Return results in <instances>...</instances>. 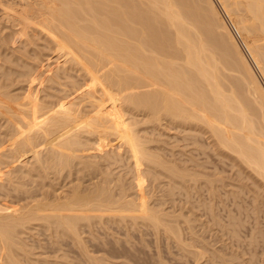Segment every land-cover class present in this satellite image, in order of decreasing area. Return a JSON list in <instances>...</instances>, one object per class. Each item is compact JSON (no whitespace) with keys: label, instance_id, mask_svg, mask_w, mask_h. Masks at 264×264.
Segmentation results:
<instances>
[{"label":"bare ground","instance_id":"bare-ground-1","mask_svg":"<svg viewBox=\"0 0 264 264\" xmlns=\"http://www.w3.org/2000/svg\"><path fill=\"white\" fill-rule=\"evenodd\" d=\"M1 1H6L10 14L0 17V125L2 122L6 123L0 127L8 125L9 127H5L6 133L10 132L13 136L9 134V138L13 139L5 143H10V154H6L7 149L2 150L4 148L0 141L1 158H6L3 154L12 155L7 156L11 159L22 156L26 151L28 154V150L35 146V137L36 140L41 137L46 138L59 153L58 156L53 151L61 165L69 168L71 159L77 154L74 146L81 142V136L101 134L108 137V140L109 136L117 137L118 141L137 154V160L146 159L155 166L172 171L169 172L171 178H175L172 173L183 174L175 172L178 171L175 166L167 165V162L150 151L139 137L138 131L114 121L115 117L111 120V115L107 113L108 118L94 117L73 112L74 110L64 106L44 104L38 98L35 100L33 97L30 99L15 95L12 88L15 89L18 81L15 76L18 71L10 66L17 59L12 54V42L18 40L14 36L16 33H19L18 36L23 34L24 37L29 33V27L33 26L34 34L35 31L43 30L42 33L46 31L53 35L58 48L67 55V61H71V67L81 65L80 69H84L92 81L101 83V87L103 85L107 90L113 89L114 94L121 97L128 106L137 111L142 110L141 114L145 111L150 119L159 123L170 117L171 121L178 124L182 122L190 128L193 124H201L211 132L222 148L235 153L264 180V86L260 81H264V0H218L229 19L234 21L231 23L235 27V34L215 5L217 0ZM23 13H28V22L20 19ZM34 25L41 28L35 30ZM85 71L83 72L86 73ZM26 73L30 74L28 71ZM20 75H24L22 71L19 72V77ZM3 133L0 131V134ZM2 136L1 140L4 142L5 136ZM33 148L35 149L32 147L31 150ZM8 160L4 159V166ZM2 162L0 165H3ZM13 162L12 160V165ZM57 164L60 165L58 162ZM10 165L9 162L7 166ZM174 167L177 170L173 172ZM184 174L182 176L185 179ZM127 196L123 195L124 198L118 199L112 192L101 191L96 196L82 197L79 191L74 190L72 198L65 202L60 199L61 196L58 200L62 202L53 199L54 204L59 202L56 205L52 201L45 203L42 200L45 204L39 206L40 201L37 200L35 205L28 206L29 210H24L28 209L26 206L22 210L0 211V251H3L6 264H21L15 258V236L19 235L21 226L24 227L33 220H44L48 225L55 223L51 225L55 229L58 225L62 229L66 227L76 235L73 236L76 239L79 230L77 224L82 219H103L109 214L125 219L128 217L133 221L141 218L152 222L154 227L166 225V220L164 223L162 221L165 216L162 211L160 216L147 203L142 205L144 202L137 203ZM167 228L176 235L174 227ZM253 233L254 242L260 243L257 242L259 236ZM253 247L256 248L255 245ZM89 255L91 254L88 253V257ZM194 257L196 262L198 256ZM199 260L200 256L197 262ZM262 261L264 264V260Z\"/></svg>","mask_w":264,"mask_h":264},{"label":"rangeland","instance_id":"rangeland-1","mask_svg":"<svg viewBox=\"0 0 264 264\" xmlns=\"http://www.w3.org/2000/svg\"><path fill=\"white\" fill-rule=\"evenodd\" d=\"M4 3L6 1L0 2L2 18L10 14V9L6 8L7 3L6 5ZM218 3L217 0L215 5L235 34L231 25L233 20L229 19ZM20 19L22 22L30 20L28 13H23ZM34 26H36L35 30L41 28ZM32 27L28 29L31 36L27 33L25 39L23 34L18 36L19 33H16L14 36L18 37V40L12 42V54L14 59H17L15 64L10 62V66L18 71V75L15 76L16 81H19L16 82L15 89L12 88L14 94L16 93L18 97L27 96L25 98L30 99L33 97L35 100L38 98L43 103L57 107L64 106L74 110L73 112L90 114L89 116L108 118L106 116L111 115V120L115 117L114 121L117 120L121 125L138 131L139 137L150 151L160 160L162 158L165 163L167 162V165L178 169L175 171L177 169L174 167L173 172L185 173V179L183 174L176 173L177 176L172 173L175 178H171L169 172L172 171L167 169L166 171L165 168L155 166L149 161L148 164L146 159H143L144 162L138 158V161L137 154L130 147L123 145L120 140L118 141L117 137L109 136L108 140V137L105 138L101 134L81 136L83 138L80 144L74 146L77 154L71 159L69 168L61 165L56 159L59 153L46 141V138L41 137H37L38 141L35 137L36 142L33 144L35 146H32L35 147L34 151L31 147L28 154L24 151L22 156L18 155L19 157L15 156V158L13 155L16 160L11 159L8 157L12 155L6 156L10 154V143L7 142L8 145L5 143L10 142L13 136L10 132L6 133L5 127L8 125L3 126L4 129L0 127V131L3 133L5 130L4 133L7 134H0L4 148L0 147V149L8 150L3 154L6 158L0 156V161L3 159V162L1 161L3 164L4 159L11 160L5 161L7 163L5 166L0 165V211L19 208L22 210L26 206L32 207L37 200L40 201L39 206L52 202L54 204L55 200L60 201L58 200L60 196L65 202L72 198L74 190L79 191L82 197L96 196L101 191H109L118 199L128 194L127 198L140 204L144 202L142 205L148 204L147 206L152 207L154 211L157 210V214L162 211L166 216L162 218L163 223L166 220V225L169 222L167 226L177 230L174 235L169 232L166 225L154 227L152 222L141 218L136 219L137 222L134 220V223L131 218L125 219L122 216L121 218L109 214L103 219L99 217L91 219L93 223L88 219H82L80 223L78 221L77 238L80 237L78 240L66 227L62 229V226L58 225L55 229L51 226L55 223H50L49 226L47 221L33 220L23 224L24 227L19 228V235L15 236L14 251L17 252L15 258L19 259L18 262L21 264H262L264 180L235 153L222 148L211 132L201 124H198V127L193 124L190 128L182 122L178 124L171 121L170 117L167 119V116H165L167 120L163 119V122L153 121L147 113H144L145 111L141 114L142 110L138 112L124 103L121 97L114 94L113 89V91L110 88L107 90L98 82L99 88L97 82L92 81L84 69H80L81 65L70 66L71 61H67V55L58 48V42H54L53 35L48 32L47 34L46 31L42 33L43 30L35 31L34 34ZM19 39L23 43L19 42ZM16 56L22 57L21 61L20 57ZM252 65L254 66L253 62ZM21 71L24 75L19 77ZM27 71L28 74L30 72L29 75ZM255 72L259 77L258 70ZM260 81L264 86V81L262 79ZM4 124L6 123H1ZM1 136H5L4 142ZM9 162L11 165L7 166ZM153 166L156 168L152 169ZM29 207L24 210H29ZM253 232L259 236L257 242L260 243L254 242ZM189 244L195 247L192 248L193 246L190 247ZM254 245L256 248L253 247ZM191 250L193 253H190ZM202 252L203 256L199 255ZM2 253L0 261H3L0 264H6ZM88 253L91 254L89 257ZM194 256H198L196 259L200 256L199 262L198 259L195 262Z\"/></svg>","mask_w":264,"mask_h":264},{"label":"built area","instance_id":"built-area-1","mask_svg":"<svg viewBox=\"0 0 264 264\" xmlns=\"http://www.w3.org/2000/svg\"><path fill=\"white\" fill-rule=\"evenodd\" d=\"M232 27H233V29L235 30V27H234V25L232 24Z\"/></svg>","mask_w":264,"mask_h":264}]
</instances>
